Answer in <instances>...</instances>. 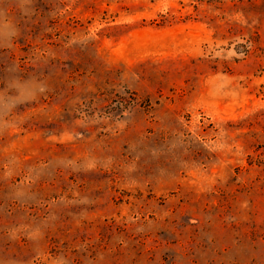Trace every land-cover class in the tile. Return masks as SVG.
Wrapping results in <instances>:
<instances>
[{"label": "rangeland", "instance_id": "374dc122", "mask_svg": "<svg viewBox=\"0 0 264 264\" xmlns=\"http://www.w3.org/2000/svg\"><path fill=\"white\" fill-rule=\"evenodd\" d=\"M0 264H264V0H0Z\"/></svg>", "mask_w": 264, "mask_h": 264}]
</instances>
